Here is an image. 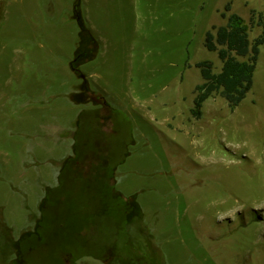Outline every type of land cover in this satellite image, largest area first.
I'll list each match as a JSON object with an SVG mask.
<instances>
[{
  "label": "rangeland",
  "instance_id": "374dc122",
  "mask_svg": "<svg viewBox=\"0 0 264 264\" xmlns=\"http://www.w3.org/2000/svg\"><path fill=\"white\" fill-rule=\"evenodd\" d=\"M231 13L259 36L264 0H0V264H264V43L191 114Z\"/></svg>",
  "mask_w": 264,
  "mask_h": 264
},
{
  "label": "trees",
  "instance_id": "16d2710c",
  "mask_svg": "<svg viewBox=\"0 0 264 264\" xmlns=\"http://www.w3.org/2000/svg\"><path fill=\"white\" fill-rule=\"evenodd\" d=\"M226 10H230L229 4L226 5ZM84 22L85 20L81 25L79 24L78 46L70 63L71 68L75 70L90 60L86 58V53L91 44L95 43L93 35ZM259 25H261V33L252 42L248 38L247 27L243 24L241 17L235 13L229 14L227 23L219 26L215 33L206 32L204 46L208 51L217 52L222 66L218 73H212L209 61L196 64L204 82L197 85L195 89L194 107L191 109V114L195 118L200 117L201 104L211 94L218 93L230 107H234L251 89L259 47L264 43V17L262 16H260Z\"/></svg>",
  "mask_w": 264,
  "mask_h": 264
},
{
  "label": "crops",
  "instance_id": "0c3cea01",
  "mask_svg": "<svg viewBox=\"0 0 264 264\" xmlns=\"http://www.w3.org/2000/svg\"><path fill=\"white\" fill-rule=\"evenodd\" d=\"M103 264H107V262L102 261Z\"/></svg>",
  "mask_w": 264,
  "mask_h": 264
}]
</instances>
